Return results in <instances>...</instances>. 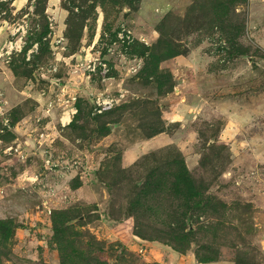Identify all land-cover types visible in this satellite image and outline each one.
Segmentation results:
<instances>
[{"label":"rangeland","instance_id":"obj_1","mask_svg":"<svg viewBox=\"0 0 264 264\" xmlns=\"http://www.w3.org/2000/svg\"><path fill=\"white\" fill-rule=\"evenodd\" d=\"M19 2L0 264H264V0Z\"/></svg>","mask_w":264,"mask_h":264},{"label":"built area","instance_id":"obj_2","mask_svg":"<svg viewBox=\"0 0 264 264\" xmlns=\"http://www.w3.org/2000/svg\"><path fill=\"white\" fill-rule=\"evenodd\" d=\"M21 30V34L16 36L14 39H9L7 41L4 42V44L0 47V58L2 57H7L12 53V51H20L21 46H22V33L24 32L22 27H15L13 29L10 30L11 35H15L18 30ZM35 47V45H33L32 49ZM30 49L26 52V58H29V54L30 52H32L33 50ZM86 68H88V70H94L95 69V64H87ZM74 97H71V101H74ZM113 103V99L109 98L108 96H103L102 94H98L94 97V110L97 113H100L103 111L104 108L112 105ZM73 105V104H72ZM75 113V109L73 106H70L69 108H66L62 114L59 117V122L61 125H65L67 124L72 115Z\"/></svg>","mask_w":264,"mask_h":264},{"label":"crops","instance_id":"obj_3","mask_svg":"<svg viewBox=\"0 0 264 264\" xmlns=\"http://www.w3.org/2000/svg\"><path fill=\"white\" fill-rule=\"evenodd\" d=\"M15 1H18V0H13V2H15ZM20 2L19 3H22V1H25V0H19Z\"/></svg>","mask_w":264,"mask_h":264}]
</instances>
